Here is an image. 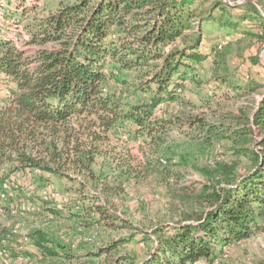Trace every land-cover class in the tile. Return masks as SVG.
Here are the masks:
<instances>
[{
    "label": "trees",
    "instance_id": "obj_1",
    "mask_svg": "<svg viewBox=\"0 0 264 264\" xmlns=\"http://www.w3.org/2000/svg\"><path fill=\"white\" fill-rule=\"evenodd\" d=\"M257 2L264 11V0ZM38 9L26 6L13 20L25 22L32 49L0 39V74L11 83L0 105V182L13 177V190L39 195L53 177L73 202L69 219L87 229L117 228L132 182L166 174L184 146L217 147L219 159L195 166L207 182L190 210L87 257L113 256L124 241H142L143 259L129 264H215L227 247L264 233V84L221 71L225 47L200 49L208 27L228 47L263 43L264 14L254 3L61 0L27 21ZM207 60L215 88L196 93V102L192 85ZM109 78L122 89H106ZM219 98L247 101L236 113H219ZM5 212L11 210L0 207V240L8 232ZM28 238L40 259H73L72 245L58 248L40 230ZM14 243L0 244L11 258Z\"/></svg>",
    "mask_w": 264,
    "mask_h": 264
},
{
    "label": "rangeland",
    "instance_id": "obj_2",
    "mask_svg": "<svg viewBox=\"0 0 264 264\" xmlns=\"http://www.w3.org/2000/svg\"><path fill=\"white\" fill-rule=\"evenodd\" d=\"M60 1L0 0V39L11 40L18 48L29 51L32 47L26 45L29 35L24 28L25 22L15 25L14 18L26 6L39 8L36 12L28 15L27 21L33 17L41 18L46 13L55 11ZM226 1L237 4L246 0ZM207 30H210L211 33L204 35L203 43L200 45L202 49L209 48L210 45L216 46L220 42L217 34L212 31L214 29L208 27ZM223 47L225 48L222 49L218 57L219 60L221 58L224 60V64L220 65L221 71L227 70L233 77H241V74L248 75L249 80L255 79L264 84V42L245 41L228 47L225 40ZM212 71L213 64L209 60L202 63L196 70L195 80L198 83L192 85L193 90L190 93L194 101L197 102L198 97L204 96L208 90L215 88L214 85H211ZM10 85L11 83L0 74V105L7 97ZM105 88L108 90L122 89L115 78H109L105 83ZM196 93H198V97H194ZM218 100L219 103H214L213 108H217L219 113L221 110L236 113L239 110L238 107L247 101L242 99L235 104L227 102L223 98ZM204 150L206 148L198 144L184 146L179 149L178 156L175 157L176 165L169 166L166 174L153 172L146 179L132 182L126 187L127 207L121 209L120 216L123 219L117 228L87 229L77 224L76 219H69L67 217L70 212L68 207L73 202L67 194L63 193L59 182L53 177H50L52 184L48 186L45 194L38 195L31 190L19 192L12 189V197L0 202V207L11 210L9 216L6 212L4 213L3 223L6 225L20 224L28 235L34 230H40L58 248L74 245V248L67 254L73 258L72 260H66L64 255L60 258H42L40 260L32 257V264H78L82 262L112 264L116 261V257L124 258L123 262L126 264L129 262L138 263L144 257L145 242L142 241L137 243L124 241V244L117 248L118 252L113 256L108 254L90 259L87 255L89 252H100L114 239L119 240L123 237L127 238V236L133 238L131 234H136L137 239L148 236L151 233V227L157 222L166 223L177 220L184 211L190 210V206L195 202L194 197L201 192L207 182L195 166L203 167L220 157L217 147L208 148L206 152ZM181 156H184L186 161H183ZM31 179L29 185L36 188L39 182ZM47 208L60 212V214H52L47 211ZM13 260L11 258L10 264ZM217 264H264V233L227 247L225 254Z\"/></svg>",
    "mask_w": 264,
    "mask_h": 264
},
{
    "label": "built area",
    "instance_id": "obj_3",
    "mask_svg": "<svg viewBox=\"0 0 264 264\" xmlns=\"http://www.w3.org/2000/svg\"><path fill=\"white\" fill-rule=\"evenodd\" d=\"M6 40V39H4ZM224 42H220L217 44L216 48L218 50L222 49ZM245 80H249L250 77L248 75H244ZM14 184V178L10 177L7 181L0 182V202L8 200L12 197L11 188ZM43 192L42 194H45ZM45 196L43 195V198ZM15 243L12 245L14 247L15 252L17 253V257L15 258L19 264H32V257L29 256V248L32 247V244L29 241L28 234H26L20 224L14 223L8 228V232L3 236L0 240V244L2 246H8L9 242ZM74 248V245L71 246ZM35 259L40 260L38 255H34ZM11 257L10 253L6 249H2L0 247V264H10ZM217 264V262H215Z\"/></svg>",
    "mask_w": 264,
    "mask_h": 264
},
{
    "label": "crops",
    "instance_id": "obj_4",
    "mask_svg": "<svg viewBox=\"0 0 264 264\" xmlns=\"http://www.w3.org/2000/svg\"><path fill=\"white\" fill-rule=\"evenodd\" d=\"M217 37L219 38V39H221V37L222 36H220L219 34H217ZM201 50H204V49H202V48H200ZM242 75V76H241ZM240 76H241V78H244V75L243 74H241ZM211 85H213V84H211ZM208 88H210V86H208ZM211 91L209 90V93H210ZM160 110H161V108H159V110H158V112L157 113H159L160 112ZM17 180H19V177L18 176H16L15 177ZM13 188H16V184L14 183V186H13ZM11 191H12V188H11ZM14 224V223H13ZM13 224H4L6 227H7V229L11 226V225H13ZM23 230V229H22ZM29 254H31L32 256H34V255H37V250H36V248L34 247V246H32V247H30L29 248ZM14 260H13V262L11 263V264H19L18 263V261L15 259V258H13Z\"/></svg>",
    "mask_w": 264,
    "mask_h": 264
},
{
    "label": "water",
    "instance_id": "obj_5",
    "mask_svg": "<svg viewBox=\"0 0 264 264\" xmlns=\"http://www.w3.org/2000/svg\"><path fill=\"white\" fill-rule=\"evenodd\" d=\"M226 1V0H225ZM227 2V1H226ZM243 2H252V3H254L262 12H264L263 10H262V8H261V6L258 4V2L257 1H254V0H246V1H243ZM239 3H242V2H239ZM239 3H237V4H239ZM264 14V13H263Z\"/></svg>",
    "mask_w": 264,
    "mask_h": 264
}]
</instances>
